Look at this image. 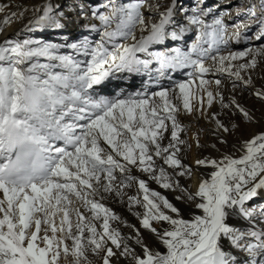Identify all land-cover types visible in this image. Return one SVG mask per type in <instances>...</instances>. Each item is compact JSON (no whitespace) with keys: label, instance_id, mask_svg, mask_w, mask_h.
Segmentation results:
<instances>
[{"label":"snow or ice","instance_id":"1","mask_svg":"<svg viewBox=\"0 0 264 264\" xmlns=\"http://www.w3.org/2000/svg\"><path fill=\"white\" fill-rule=\"evenodd\" d=\"M224 2L0 3V32L28 14L0 42V264H264V110L237 99L264 104V0ZM37 32L55 36L20 38ZM124 73L147 77L142 90L98 91ZM180 115L216 142L199 128L190 143ZM206 146L219 155L185 163Z\"/></svg>","mask_w":264,"mask_h":264},{"label":"bare ground","instance_id":"2","mask_svg":"<svg viewBox=\"0 0 264 264\" xmlns=\"http://www.w3.org/2000/svg\"><path fill=\"white\" fill-rule=\"evenodd\" d=\"M98 1L99 0H83V3L87 6V7H92V6H99L98 5ZM180 1V0H179ZM183 4L185 3V5L183 6V8H185L190 2H192L193 0H182ZM38 0H0V3H5V4H9V5H21V6H31L35 3H37ZM121 2H129V0H121ZM162 3H167V0H161ZM102 3V2H101ZM233 3H238V0H233ZM215 5H220L221 8L226 7V3L224 2V0H204V6L208 7V6H215ZM182 8V9H183ZM10 10H15L14 8H10L7 9L6 11H10ZM177 15H179V12L177 13ZM0 16H2V14H0ZM28 17V14L25 13V17L23 20H14L10 25H4L3 26V31L0 32V42H2L3 40H5L6 38H15V33L17 31H20L23 27V24L26 22ZM82 23V21H81ZM65 34L69 37L70 40H74L79 38L80 36L86 34L83 33L81 31V29L79 28V26H74V25H69L67 29H65ZM24 35H30L33 38H42L45 40H52L55 36V33L53 32H45L43 34L41 33H22L20 38H23ZM189 35V34H188ZM232 47H242V45H232ZM40 62H44L43 58L40 59ZM262 70H264V62L261 63V65L259 66V68L256 70V74L254 75L253 79L255 81L256 86H259L262 81L260 79V76L262 74ZM188 70H180L176 73L172 74V78L175 80H184L187 79L186 76V72ZM124 78H119L120 74H117L116 79H108L105 82H102V85L100 86H96L98 88V91L101 94H111V95H115L117 92L122 91L123 94L129 95L131 93L136 92L137 90H142V83L144 79H147V77H143V80H141L140 82H136L135 84H132L129 79L131 77H136V74H128V73H124L123 74ZM211 78V77H209ZM169 81L167 79H164L161 81L162 84H164L165 86H167L169 83ZM225 84L227 85V81H225ZM111 86V87H110ZM110 87V88H109ZM224 94L227 97L228 96V89L227 87H225L224 89ZM237 99L240 100V102L242 104H244L245 107H249V108H253V109H261L264 110V104H261L260 102H258L254 97L250 98L249 94L247 92H245L243 94V96H240L237 94ZM212 111H219V107L218 105H214L213 108L211 109ZM256 115H259V113L257 112ZM179 119L181 121L182 124H184L185 126L191 124V127L188 129V137H189V142L191 143V136L192 133L197 131L199 128H203L205 131L202 132L200 134V142L201 144H205V145H209L212 143H215V138L211 135L210 129L213 127V125L211 123L205 122L202 118L198 121L193 119V116L191 115H180ZM221 119H223L226 123L228 120V117L222 116ZM260 126L259 125H254V126H250L247 129V133H251L254 131L259 130ZM246 133V134H247ZM229 139V145H231L233 142H235V138L232 136L228 137ZM218 147L221 148V151H225V149L218 145ZM227 151H232L231 147H229L227 149ZM190 154V159H186L185 163H192V160L195 156L197 155H212V156H218L219 153H217L215 150L209 148V147H204L201 148L199 150H196L195 147H193L192 150H190L187 155ZM201 171H203V169H201ZM198 173H194L192 180L191 181H181L182 183H190L191 184V190L195 191L196 189V185L198 182ZM153 188H157V186L155 184L151 185ZM158 191H161V193L165 196L168 197L169 200H172L173 203H176L173 200V196L174 194L170 191H165L163 189H157ZM253 202L259 203L262 202L259 198H257L256 200H254ZM180 207H183V205H179ZM115 211L119 212L121 216L125 217L129 222L133 223V224H137L138 226V222L135 220L134 217H131L129 214H127V211L125 209V207H122L120 204L115 203ZM124 233L128 232V229L126 228H122L121 229ZM143 231V230H142ZM145 239L149 240L150 242V238L148 236L147 233H145ZM63 264V262H62Z\"/></svg>","mask_w":264,"mask_h":264},{"label":"rangeland","instance_id":"3","mask_svg":"<svg viewBox=\"0 0 264 264\" xmlns=\"http://www.w3.org/2000/svg\"><path fill=\"white\" fill-rule=\"evenodd\" d=\"M102 2V0H99L98 1V5L100 4ZM194 2H195V0H193L192 2H190L185 8H183V6L185 5V3L183 4V1L182 0H178V5L180 6V8H183V9H190L192 6H193V4H194ZM191 38H192V34L190 33L187 37H186V39L190 42V40H191ZM143 77L144 76H140V75H136V77H131L130 79H129V81L132 83V84H135L136 82H140L141 80H143ZM168 83H170V82H168ZM111 87V86H110ZM109 87V88H110ZM187 159H190V154H188L187 155ZM111 207L114 209V210H116L115 209V204H112L111 205ZM117 212V211H116ZM117 213H119V212H117ZM120 214V213H119ZM127 214H129L128 212H127ZM130 215V214H129ZM131 216V215H130ZM131 217H133V216H131Z\"/></svg>","mask_w":264,"mask_h":264}]
</instances>
